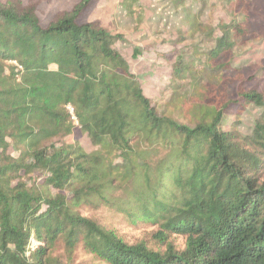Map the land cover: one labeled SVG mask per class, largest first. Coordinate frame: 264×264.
Listing matches in <instances>:
<instances>
[{
	"label": "trees",
	"instance_id": "trees-1",
	"mask_svg": "<svg viewBox=\"0 0 264 264\" xmlns=\"http://www.w3.org/2000/svg\"><path fill=\"white\" fill-rule=\"evenodd\" d=\"M92 1L45 21L36 2H0V264H60L50 257L60 241L83 242L110 264H264V93L243 91L229 102L259 109L243 134L222 109L193 124L159 113L117 47L122 36L80 21ZM221 29L204 67L181 57L174 78L221 67L218 57L235 46L232 26ZM76 121L121 161L61 141ZM141 141L165 158L154 164ZM36 170L45 171L41 182L24 179ZM130 179L132 192L107 195L129 190ZM94 194L133 226L156 225L160 240L182 236L185 247L128 244L79 212Z\"/></svg>",
	"mask_w": 264,
	"mask_h": 264
},
{
	"label": "rangeland",
	"instance_id": "rangeland-1",
	"mask_svg": "<svg viewBox=\"0 0 264 264\" xmlns=\"http://www.w3.org/2000/svg\"><path fill=\"white\" fill-rule=\"evenodd\" d=\"M21 1L24 4L36 2L39 16L45 21L53 13L71 10L80 0ZM93 20L122 36L117 47L129 60L133 73L140 78L145 93L159 113L193 124L214 108L222 109L234 129L242 134L248 131L259 109L250 104L242 110L236 103L229 102H236L243 91L255 89L264 93V0H93L80 21ZM229 25L233 28L235 46L232 52L218 57L219 69L199 73L196 80L173 77L174 67L181 57H196L195 63L201 70L222 35V26ZM61 141L78 143L85 152L102 153L106 160L114 163L121 161L115 153L109 154L95 145L81 131L77 121L73 134ZM137 148L148 151L146 155L154 164L166 155L164 149L156 150V146L146 141L139 142ZM44 177L45 171L36 170L24 179L32 183L34 180L41 182ZM124 184L129 190L111 187L107 195L121 198L132 192L133 181L130 179ZM114 204L105 203L94 194L78 210L105 229L113 230L128 244L145 242L149 248L161 251H165L169 243L178 249L185 247L182 236L160 240L156 225L133 226ZM39 245L40 242L32 238L30 248ZM50 257L60 264H110L83 242L69 248L60 241L51 250Z\"/></svg>",
	"mask_w": 264,
	"mask_h": 264
},
{
	"label": "built area",
	"instance_id": "built-area-1",
	"mask_svg": "<svg viewBox=\"0 0 264 264\" xmlns=\"http://www.w3.org/2000/svg\"><path fill=\"white\" fill-rule=\"evenodd\" d=\"M68 108H69V110H70V113H71V114L73 115V117L75 118L73 107L69 105Z\"/></svg>",
	"mask_w": 264,
	"mask_h": 264
}]
</instances>
